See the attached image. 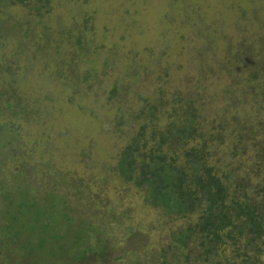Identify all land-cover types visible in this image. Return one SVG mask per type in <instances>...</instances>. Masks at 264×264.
<instances>
[{
    "label": "rangeland",
    "instance_id": "1",
    "mask_svg": "<svg viewBox=\"0 0 264 264\" xmlns=\"http://www.w3.org/2000/svg\"><path fill=\"white\" fill-rule=\"evenodd\" d=\"M263 63L264 0H3L0 217L6 194L28 188L38 206L69 203L64 229L40 231L57 234L66 252H76L75 264H112L121 256L118 264H182L185 248L167 245L187 221L144 205L118 170L127 142L115 132L118 98L128 93L135 111L141 98L161 92L205 105L207 121L235 130L211 151L212 162L258 189ZM119 83L124 93L113 97ZM250 131L257 140L243 142ZM235 145L242 149L232 157ZM4 257L0 252V264Z\"/></svg>",
    "mask_w": 264,
    "mask_h": 264
},
{
    "label": "trees",
    "instance_id": "2",
    "mask_svg": "<svg viewBox=\"0 0 264 264\" xmlns=\"http://www.w3.org/2000/svg\"><path fill=\"white\" fill-rule=\"evenodd\" d=\"M89 75L86 80H90ZM120 84L113 87V97L124 93ZM258 85L264 90V83ZM164 94L141 98V107L136 111L127 107L128 93L118 98L115 132L119 131L127 141L119 150L120 175L138 189L144 205L172 219L187 221L186 227L174 232L175 244L167 245L174 252L185 248L182 264H264V179L259 180L262 186L256 189L250 177L232 179L234 171L214 164L215 154L211 151L221 148L235 130L223 123L212 125L207 121L210 114H205V105L195 104L190 97L175 94L171 98ZM261 95L264 101V93ZM163 113L165 124L160 121ZM249 134L242 138L243 142L257 140L253 131ZM228 149L235 157L242 148L235 145ZM253 149L255 153L260 151ZM19 191L14 198L6 194L4 216L0 217L4 264H75L72 258L76 252H66L58 244L57 234L41 236L40 231L42 227L64 229L65 221L71 220L66 211L69 203L60 199L63 205L53 206L60 208L57 212L52 204L38 206L28 198V188ZM50 197L53 195L47 198ZM47 243L55 250L49 249ZM192 247L197 255H192ZM170 255L176 258L175 253ZM121 257L112 264H118L124 256Z\"/></svg>",
    "mask_w": 264,
    "mask_h": 264
}]
</instances>
